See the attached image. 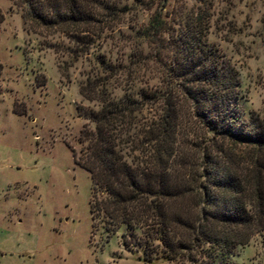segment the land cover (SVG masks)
Masks as SVG:
<instances>
[{"label": "trees", "instance_id": "16d2710c", "mask_svg": "<svg viewBox=\"0 0 264 264\" xmlns=\"http://www.w3.org/2000/svg\"><path fill=\"white\" fill-rule=\"evenodd\" d=\"M166 1L121 39L119 61L96 53L84 71L78 94L97 107L77 106L88 122L72 155L90 177L91 218L107 233L139 230L144 261L234 264L237 246L258 234L264 244V117L237 120L238 72L207 41L206 11L173 25ZM13 2L27 30L64 36L73 59L128 12L111 0Z\"/></svg>", "mask_w": 264, "mask_h": 264}, {"label": "rangeland", "instance_id": "374dc122", "mask_svg": "<svg viewBox=\"0 0 264 264\" xmlns=\"http://www.w3.org/2000/svg\"><path fill=\"white\" fill-rule=\"evenodd\" d=\"M111 1L126 6L123 20L73 59L64 36L27 30L13 0H0V264H180L160 255L144 261L139 230L133 238L123 225L107 233L91 218L90 177L72 155L88 122L77 106L97 107L78 94L84 71L95 67L96 53L119 61L128 51L121 39L161 3L144 9L135 0ZM161 10L173 25L181 13L206 11L207 41L238 72L237 120L264 117V0H167ZM230 260L264 264L262 236L237 246Z\"/></svg>", "mask_w": 264, "mask_h": 264}]
</instances>
